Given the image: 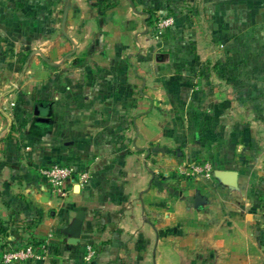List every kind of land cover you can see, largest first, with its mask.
Masks as SVG:
<instances>
[{"label": "crops", "instance_id": "1", "mask_svg": "<svg viewBox=\"0 0 264 264\" xmlns=\"http://www.w3.org/2000/svg\"><path fill=\"white\" fill-rule=\"evenodd\" d=\"M166 13L174 25L155 31ZM14 45L51 62L0 84V98L14 90L0 102V250L49 242L24 264H87L90 243V264H264V0H0V58ZM29 107L38 128L22 131ZM194 161L229 175L182 178ZM60 164L88 174L61 200L40 173Z\"/></svg>", "mask_w": 264, "mask_h": 264}, {"label": "built area", "instance_id": "2", "mask_svg": "<svg viewBox=\"0 0 264 264\" xmlns=\"http://www.w3.org/2000/svg\"><path fill=\"white\" fill-rule=\"evenodd\" d=\"M174 18L166 16L159 18L156 30L160 33L166 31L174 25ZM40 173L49 185L52 193L61 199L68 196L67 184L74 176H78L79 185L86 184L88 174L77 172L74 168L67 165H52L41 167ZM215 169L209 162L203 164H191L181 168V174L187 177H201L211 180L214 177ZM52 248L49 242L37 244H26L21 246H5L2 244L1 258L4 264H24L26 262H42L51 255ZM97 250L93 244L85 246V262L92 263L97 258Z\"/></svg>", "mask_w": 264, "mask_h": 264}, {"label": "rangeland", "instance_id": "3", "mask_svg": "<svg viewBox=\"0 0 264 264\" xmlns=\"http://www.w3.org/2000/svg\"><path fill=\"white\" fill-rule=\"evenodd\" d=\"M171 14H169V13L162 14V15L158 14L157 17H153L152 20H154V18H156V19L154 21V28L153 27L152 28L156 31V25H157L158 19L159 18H164L166 16H174V15H171ZM15 46L16 45L13 46L14 48L13 47H9V49H8L9 54H8L7 57L0 58V84L8 83L10 87L12 86V84H15V83L24 84L25 81H22L21 76H25V74L29 70V68L36 67V66H40V67H44L45 66L46 67V65L51 62V59H45V61H44L41 58H39L38 55L31 56V52L35 48L36 49L40 48V46H38V45L34 46V47L32 46V47L27 48V49L24 46H22L20 48H17V51H16ZM20 54L22 56H25L24 60H21L19 58ZM36 57H37V61H36ZM26 63L28 64L27 67H26ZM19 66H20V71L14 70L15 67H19ZM15 71H16V74H15ZM26 114H27V117H26L25 121H22V123H24V124L19 126L22 129H24L22 131H26L25 126H27L29 124H31L32 128H34V127L38 128V126H35L36 124L34 123L33 107H29L28 110L26 111ZM4 123H5V125H7V120L4 119ZM16 131H18L17 127L15 125H13L12 126V132H16ZM207 162L211 163L210 161H194V162H189V163L183 164L182 166H180L178 174L182 178H184V179H186L188 181H194L196 179L205 181V179H203L201 177H187L185 175H182L181 174V168L189 166L191 164H195V163L196 164H203V163H207ZM213 167L215 169L214 165H213ZM215 171H218V170L215 169ZM261 180H262V183H264V176L261 178ZM71 183L72 184H74V183L79 184L78 176L77 177L74 176ZM67 190H68V193H71L72 192V185L69 186V189L67 187ZM75 194H79V192H75ZM55 197L57 199L61 200V198H59L58 196H55ZM65 199H67V198H65ZM5 231H6V229L3 226V224H0V235H1V233H4ZM1 251H2V249L0 250V253H1ZM123 260L124 259H120V260L118 259L117 261L120 262V263H118V262L117 263L118 264H124ZM0 264H4L3 261H2V258L0 260Z\"/></svg>", "mask_w": 264, "mask_h": 264}, {"label": "water", "instance_id": "4", "mask_svg": "<svg viewBox=\"0 0 264 264\" xmlns=\"http://www.w3.org/2000/svg\"><path fill=\"white\" fill-rule=\"evenodd\" d=\"M66 20H67V11L65 12L64 19H63V29L65 28ZM13 91L14 90H11V91L7 92V94H4L0 98V102L4 96L11 94ZM35 114L38 115V112H36ZM38 119L40 122H43V123H47V121H48L46 114H40ZM227 175H229V173L223 172V171H215V173H214V176L218 177V178H224ZM79 190H80V185H77L75 191L79 192ZM85 218H86V216H85V213L83 211L77 212L75 220L72 222L71 226H69V228L66 231V234L70 237L68 240L69 245L77 246L78 244L81 243L83 230H84V224H85Z\"/></svg>", "mask_w": 264, "mask_h": 264}, {"label": "flooded vegetation", "instance_id": "5", "mask_svg": "<svg viewBox=\"0 0 264 264\" xmlns=\"http://www.w3.org/2000/svg\"><path fill=\"white\" fill-rule=\"evenodd\" d=\"M46 112H47V110H46V108L45 107H38V113L39 114H46Z\"/></svg>", "mask_w": 264, "mask_h": 264}, {"label": "trees", "instance_id": "6", "mask_svg": "<svg viewBox=\"0 0 264 264\" xmlns=\"http://www.w3.org/2000/svg\"><path fill=\"white\" fill-rule=\"evenodd\" d=\"M39 243H37V245H38Z\"/></svg>", "mask_w": 264, "mask_h": 264}]
</instances>
